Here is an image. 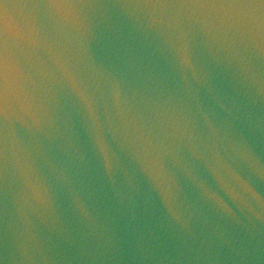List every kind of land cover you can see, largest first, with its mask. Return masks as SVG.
I'll use <instances>...</instances> for the list:
<instances>
[{
  "label": "water",
  "instance_id": "1",
  "mask_svg": "<svg viewBox=\"0 0 264 264\" xmlns=\"http://www.w3.org/2000/svg\"><path fill=\"white\" fill-rule=\"evenodd\" d=\"M0 264H264V4L0 0Z\"/></svg>",
  "mask_w": 264,
  "mask_h": 264
},
{
  "label": "snow or ice",
  "instance_id": "2",
  "mask_svg": "<svg viewBox=\"0 0 264 264\" xmlns=\"http://www.w3.org/2000/svg\"><path fill=\"white\" fill-rule=\"evenodd\" d=\"M220 2H229V0H220ZM247 2L264 4V0H247Z\"/></svg>",
  "mask_w": 264,
  "mask_h": 264
}]
</instances>
